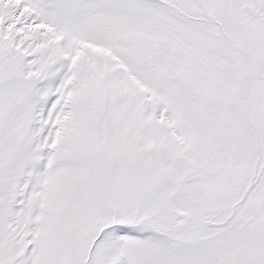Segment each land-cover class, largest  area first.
Returning a JSON list of instances; mask_svg holds the SVG:
<instances>
[{"label":"snow or ice","instance_id":"1","mask_svg":"<svg viewBox=\"0 0 264 264\" xmlns=\"http://www.w3.org/2000/svg\"><path fill=\"white\" fill-rule=\"evenodd\" d=\"M0 264H264V0H0Z\"/></svg>","mask_w":264,"mask_h":264}]
</instances>
